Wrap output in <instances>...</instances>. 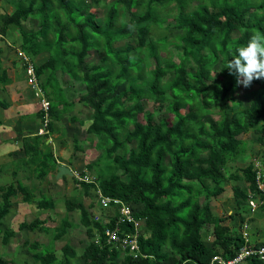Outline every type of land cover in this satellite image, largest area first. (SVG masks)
<instances>
[{
  "label": "trees",
  "instance_id": "1",
  "mask_svg": "<svg viewBox=\"0 0 264 264\" xmlns=\"http://www.w3.org/2000/svg\"><path fill=\"white\" fill-rule=\"evenodd\" d=\"M13 5L12 13L0 14L1 37L18 30L26 54L32 59L48 55L43 63H35L37 76L42 79L47 74L49 93L55 97L50 98L48 132L43 136L52 133L64 109L72 106L55 76L62 72L83 85L79 102L82 111L92 112L86 132L96 136V148L104 149L115 167L108 177L97 172L95 182L76 180L86 195L100 188L131 205L135 217L144 221L137 255L121 254L96 241L93 226L103 227L93 221L86 204L68 199L67 210L80 211L81 224L94 238L80 253L67 242L59 254L53 244L68 233V215L55 227L39 217L23 221L20 230L51 234L47 243L23 241L39 264H75L77 259L82 264H228L234 260L248 243L242 230L251 198L264 201L257 180L258 171H264V157L261 164L250 161L255 141L241 137L253 131L264 146V78L251 82L250 86L258 85L246 104L238 95L243 84H237L226 67L253 33L264 36V0H13ZM127 13L129 18L122 20ZM31 17L38 26L26 31L23 23ZM171 26L180 30L174 40L166 33ZM154 29L162 33L155 36ZM171 45L178 49V61ZM166 48L168 57L162 55ZM94 55L99 60L92 59ZM2 63L0 55V81L6 83L8 69ZM42 87L46 89L45 84ZM0 106L8 104L0 100ZM45 113L41 107L38 116L43 119ZM43 139L37 136L25 142L26 154L40 155L37 144H45ZM42 161L38 174L45 175L50 166L57 169L52 153H45ZM239 161L244 165L238 166ZM147 172L149 179L144 176ZM227 180L246 183L233 185L239 227L227 223L236 214L221 216L212 207ZM0 189V245L7 246L17 235L5 223L12 198L22 192L25 201L35 203V194L21 183ZM36 205L45 210L55 202L43 195ZM261 205L264 209V202ZM125 226L134 233L132 223ZM250 242L255 248L264 247V240ZM0 264L11 262L0 255ZM233 264H264V258L255 254Z\"/></svg>",
  "mask_w": 264,
  "mask_h": 264
},
{
  "label": "rangeland",
  "instance_id": "2",
  "mask_svg": "<svg viewBox=\"0 0 264 264\" xmlns=\"http://www.w3.org/2000/svg\"><path fill=\"white\" fill-rule=\"evenodd\" d=\"M105 2V1H104ZM0 14H4V13H8L11 12L12 13V9L14 10V5H13V0H0ZM175 11H171V16L173 17L175 15L174 13ZM129 18V14L127 13L126 16L122 17V20H127ZM99 20V19H98ZM100 21V20H99ZM171 24H173V22H170ZM168 22L165 23V25H167ZM38 24H37V20L33 17L29 18L27 21H24L23 23V28L28 31V30H35L37 28ZM155 36H158L160 33H162L161 31H155ZM178 32H180L179 29H176V27L171 26L169 27V29L166 31L168 38L171 40H174V35H176ZM21 38H22V34L20 33V31L18 30H13L11 29L8 33V35L6 37H1L0 35V48H1V57L3 59V63L2 66L5 68L9 69V72L7 73V77L9 81L11 78L15 79L16 76L18 75V78L21 80H26V82H28V75H27V69L23 68L22 63L20 62V58L23 55V50L20 48V44H21ZM169 49L172 51V55L173 57L178 53L177 50L175 49L174 46H170ZM168 48H166V51L162 52L163 56L168 57L170 54ZM179 56V55H178ZM178 56H175L174 59L175 60H179ZM48 55L47 54H41V55H37L35 56L32 60L35 61L36 64L39 63H43L46 59H47ZM92 57V56H91ZM90 57V58H91ZM92 59L94 60H99L98 55H94L92 57ZM188 66H192V63H188ZM25 73H26V78H25ZM48 73V72H47ZM62 73V72H61ZM47 74L43 75L41 81L43 82V84L45 83V76ZM62 75V76H61ZM59 74L61 81H63L65 84L67 82L68 79V75L67 74ZM55 76H58V73H55ZM40 79V78H39ZM1 83V81H0ZM68 83V82H67ZM27 84V83H26ZM29 84H31V88L32 90L35 92L36 97L38 98V101L40 103V107L43 106V100L40 99V97H42L41 93V87L38 83V85H33L32 83L29 82ZM76 88H72L71 89V93H72V98L71 100H73V98H75V100H78L84 93V88L83 85H81L79 82L75 83ZM74 85V86H75ZM258 84H253L252 86H248V87H241L238 90V95L239 98H242L245 100V103L248 104L252 98V93L251 91L253 90V88H257ZM50 89L47 88L45 89V93L47 95L48 91ZM6 93V92H5ZM3 93L2 97H9L7 95V93L5 94ZM48 102V101H47ZM81 106V109L79 110L80 112L77 113V107L75 106L71 111H69L68 113H66V118L67 121H70L71 124L73 122V120L71 121V116L72 115H79V117H83L86 120L83 121L82 125L79 126V128L81 129L78 133V140L76 141H70L68 144L69 146L64 148V151L60 152L66 156L69 157H75L77 165H74V175L71 176L72 179H67L66 181L63 182V184L61 186L55 187V186H50L48 184V182H50L47 178H43L40 185H38L36 182H34V191L32 190V192L35 194L34 196V204L32 205V208L30 204H32V202L30 201H25L23 199V194L22 192H19L16 196L17 199H20V204H18V206H21V211L22 212H27L28 214L25 220H28L29 222L31 220H33L36 217H39L41 219H46L47 220V225L51 226V227H55L57 225L60 224V222L62 221V219L64 217H66L68 215L69 220L71 222V226L68 227V233L66 234L65 237H63L62 239L56 240L53 244V247L55 248V250L59 253L62 254V247L64 244H66L67 242H69L71 245L75 246L78 249V252L80 253L84 247H86L90 241L93 240V236L94 234H96V238L97 240L101 239L102 236V232L104 230V225H105V217L107 214L110 213H117V209L115 210L114 208L109 209L108 211L106 210H102L100 203H99V192L97 191L98 189H94L93 191H90L91 196H88L85 194L83 188L80 186V183L76 180V178L79 180L78 176H79V172L84 171V170H88L90 171V178L92 177H97V172L102 171L103 177H108L114 170V164L110 161L111 159L107 158L106 156V152L104 151V149H97L96 148V143H97V139L96 136L94 135H90L86 132L87 127L92 123V118L91 111H82L83 110V106L80 103V105H78V107ZM213 116L216 117V115L213 114ZM206 120H211V117H207ZM46 126V121H44L42 119L41 121V127L42 130L38 129V134H46L48 132V129H45ZM72 126H74L72 124ZM257 134H255L253 131L247 132L245 134H243L241 137L244 139H248V140H254V144L251 145L252 147V152H251V159L250 161L255 162V164H261V161L263 159V151H264V146L261 144V142H258L257 140ZM49 139V138H48ZM80 139V140H79ZM45 141H47V138L45 139ZM54 141V140H53ZM49 142L51 143V138L49 140ZM55 142V141H54ZM76 145V146H75ZM76 149L77 154H75L73 151L74 149ZM79 149H82L81 151ZM17 155H21V154H17ZM13 156V154H12ZM11 155L10 156H6L3 159L2 163H5V161L10 160ZM72 160V158H71ZM168 160V159H167ZM92 162H97V164H95L96 166H94L92 168V170L88 169V165L91 164ZM167 162V161H166ZM168 163V162H167ZM245 162H238L237 165H244ZM168 165V164H167ZM232 170L235 168H231ZM87 171V172H88ZM95 172V173H94ZM58 173V172H57ZM89 173V172H88ZM57 175V174H56ZM144 176L146 179H149L150 177V173H144ZM127 175L124 176V179H127ZM1 178V177H0ZM6 178H10V176H6ZM5 176L0 179V184H5L8 185L10 180H6ZM54 180V179H53ZM223 186L225 187V191L219 196L218 199L214 200V202H212V207L213 210L216 214H219L221 216L224 215H229V214H236L234 216V218H232L231 220L229 219L227 221V223L239 227V223H240V215L238 214V204L236 202V198L234 197V189H233V185L234 184H238L240 186H244L246 185L245 181L243 180H238L236 182L227 180L225 182L222 183ZM262 186L264 187V184H262ZM41 188V191H40ZM42 194L44 195H50L49 197H53L56 198L57 203L55 204L56 207L51 208V209H39L37 207L36 204H38V201L42 198ZM51 197V198H52ZM21 198L23 200H21ZM67 199H72V200H80L83 201L87 208L88 211L90 212L91 218L93 219V221H97L101 224V226L103 227L102 230H100L99 228H97V226H93V236H89L87 230L85 229V227H83V225L81 224V214L80 211H70L67 212L66 210V200ZM255 206L258 205V201L255 200L254 202ZM262 203H260V205H258L257 208H253L252 204L250 203L251 207H250V211H245L246 214V219L247 221L245 223L249 224L247 228H245V224L243 225V228L245 229V231L247 232L246 236V240L248 239V241L250 240V235L251 234V240L254 242L259 241V240H264V209H262L261 205ZM16 204L14 206H12V209L15 211L16 209ZM32 208V209H31ZM135 209V208H134ZM23 218V215H14V216H10L8 218H6L5 223H6V228L9 229H14L15 231H17V235L15 237L12 238V240L10 241V243L5 246V245H0V255L3 257H6L7 259L10 260L11 264H39L38 262V258L36 256H34V254L32 252H30L24 245H23V241L24 240H28L30 242H34V241H39L42 243H47V241L50 240L51 238V234H44L43 232H28L25 229L20 230L19 225L22 223V221H25L24 219L20 222V219ZM140 225H142L143 227V220H139ZM250 225V226H249ZM250 227V232L248 231ZM144 228V227H143ZM242 229V228H241ZM25 231V232H24ZM243 231V230H242ZM246 234V233H245ZM210 241H208V243H210ZM249 246H252V242H248ZM243 248V247H242ZM241 248V249H242ZM122 254V253H121ZM122 255H120L119 257V261L122 260ZM75 264H82V259H77L75 261Z\"/></svg>",
  "mask_w": 264,
  "mask_h": 264
},
{
  "label": "crops",
  "instance_id": "3",
  "mask_svg": "<svg viewBox=\"0 0 264 264\" xmlns=\"http://www.w3.org/2000/svg\"><path fill=\"white\" fill-rule=\"evenodd\" d=\"M12 12H13V9H12ZM9 13L11 12H8V14ZM20 60H21L20 62L23 65V68L25 69L24 60L21 58ZM8 72H9V69H8ZM26 73H25V78H26ZM57 73H58V76L56 77L58 78L59 83L61 85L60 88L64 92V95L68 99V101L72 103V106H69L67 107V109H64L62 118L59 121H57V123L55 124L54 130L51 131L52 133L48 137L43 136L44 134L41 135L37 133L38 129L40 130L42 129L41 127L42 119L38 116V111L40 110L41 107H40L38 98L35 95V92L31 88V84H29V82H26L27 83L26 84L25 83L26 80L19 79L18 75L16 76L15 79L11 78L6 83H3V82L0 83V100L8 104V107H5V108L0 106V177H1L0 179H2L4 176L5 178L6 176H10L9 179L6 178V180H10L8 185L12 183H15V184L21 183L27 186L30 190L32 189L34 191V182L40 185L41 182L44 181L42 180L43 178H47L50 181L48 182V184L52 187L61 186L63 182L66 181L67 179H70V178L72 179L70 175H65L66 177L63 176V177L58 178L56 175L58 172V166H57V169H53L50 166L51 163L47 164L48 167L50 166L49 167L50 170L45 175H41V173L38 174L37 172V168L42 166L43 155L48 152L52 153L57 158L58 165L66 164L71 169H74V165H77L75 157L66 156L62 154L60 150L64 151V148L69 146L68 143L70 141L74 140L77 142L78 136H79L78 133L81 130L79 126L82 125L81 122L85 121L86 119L81 116L79 117V115L77 114V115H72L70 118L71 121L73 120L72 124L74 126H72L70 121H67L66 113L71 111L75 106L78 108L77 113H79L80 112L79 110L81 109V106L78 107V105H80L79 99L75 100V98H73V100H71L72 98L71 89L76 88L77 85H75L76 82H74L70 77H68L67 79L68 83L66 82L65 84L63 81H61L60 76H59V74L61 75L62 73L61 72H57ZM46 79H47V76H45L44 84L45 86H47L48 89H50L48 91L49 95L45 93V89H43L42 87L43 82L38 77L39 84H40L41 91H42L41 93L42 97H40V99L44 98L50 102L51 101L50 98L52 99L55 97L50 95L49 92L52 90V87L49 86L50 83H48ZM5 92L7 93L9 97L7 96L2 97L3 93ZM63 105L64 103L60 105V107L62 108ZM89 118L90 117H88V119ZM74 119H78V120H74ZM37 136H42L45 139L47 138V141L45 144L38 143L37 145H38V150L40 152V155L31 157L26 154V151L24 148L26 146L25 142L27 144L30 140L32 141V138L37 137ZM50 138H51V143L49 142ZM79 150L81 151L82 149H79ZM76 151L77 150L74 149L73 152L77 154ZM18 153L21 155H17ZM7 155L8 156L11 155L10 160H7L5 161V163H2L3 159ZM1 186L4 187L7 185L0 184V188ZM40 191H41V188H40ZM43 195L44 194H42V198H43ZM16 196L12 198V205L10 207V211L5 217V219L10 216H14V215L15 216L23 215V218L21 217L22 219H20V222H21L24 218L26 219L27 217L26 214L28 213L27 212L24 213L21 211L22 207L18 206V204H20L19 202L20 199H17ZM1 199H2V191L0 189V200ZM52 199L55 202V204H58L56 198L52 197ZM21 200L23 199L21 198ZM15 204L17 206L14 211L12 209V206H14ZM30 205L32 207V205H35V204L32 203ZM54 207H56V205ZM48 209H51V208H48ZM66 209H67V205H66ZM66 211L69 212L68 210ZM25 221H28V220H25ZM26 230L28 232H31L28 229Z\"/></svg>",
  "mask_w": 264,
  "mask_h": 264
},
{
  "label": "built area",
  "instance_id": "4",
  "mask_svg": "<svg viewBox=\"0 0 264 264\" xmlns=\"http://www.w3.org/2000/svg\"><path fill=\"white\" fill-rule=\"evenodd\" d=\"M25 62H27V75H28V82L32 83L33 85H38L39 80L36 74V66L35 62L32 60V58L26 54L23 51V55L21 56ZM40 85V84H39ZM43 100V106L42 108L46 111L44 115V121H46V126L44 128L47 129L48 123H49V117L48 112L50 108V102L46 99ZM48 101V102H47ZM42 130V129H41ZM89 172V173H88ZM86 170V172L83 174V172H79V180L80 181H86V182H95L97 180L96 176L90 178V171ZM95 173V172H94ZM257 180L259 182V187L264 192V187L262 184H264V171L259 170L257 173ZM98 182V181H97ZM98 185V183H97ZM99 192V203L102 209L109 210L111 208L117 209V213H110L107 214L104 221H105V227L103 230V235L101 236L100 240H97V242H105L106 244L115 247L116 249L120 250V252L128 251L131 254H134V256L137 255V252L140 249V245L138 242V237L143 231L142 225H140L139 219H137L134 215V211L132 209V206L126 203L121 202L119 199H114L110 196L105 195L100 188L97 190ZM257 199L251 198L250 203L252 204L253 208H257L260 203H263L264 201L257 200L258 205L255 206L254 202ZM132 223L134 225V233L129 231L126 228V224ZM249 223H245V228L248 227ZM250 226V225H249ZM250 232V227L249 230ZM246 233V234H245ZM243 235L246 239L247 232L243 228ZM250 239H251V234ZM104 239V240H103ZM247 242L248 239L246 240ZM260 254L264 258V247L261 246L259 248H255L253 246H249V243L243 246V248L240 250L237 257L229 261L228 264H233L235 262H239L242 260H245L247 257ZM217 259V257L215 258Z\"/></svg>",
  "mask_w": 264,
  "mask_h": 264
},
{
  "label": "clouds",
  "instance_id": "5",
  "mask_svg": "<svg viewBox=\"0 0 264 264\" xmlns=\"http://www.w3.org/2000/svg\"><path fill=\"white\" fill-rule=\"evenodd\" d=\"M226 68L236 77V83L245 87L254 79L264 78V36L253 33L247 46L239 50Z\"/></svg>",
  "mask_w": 264,
  "mask_h": 264
},
{
  "label": "water",
  "instance_id": "6",
  "mask_svg": "<svg viewBox=\"0 0 264 264\" xmlns=\"http://www.w3.org/2000/svg\"><path fill=\"white\" fill-rule=\"evenodd\" d=\"M65 175H70L73 176L74 172L73 170L66 164H60L58 165V173H57V177H63Z\"/></svg>",
  "mask_w": 264,
  "mask_h": 264
}]
</instances>
